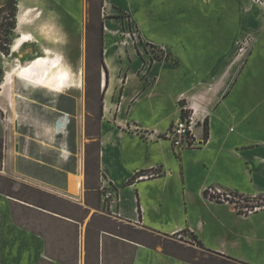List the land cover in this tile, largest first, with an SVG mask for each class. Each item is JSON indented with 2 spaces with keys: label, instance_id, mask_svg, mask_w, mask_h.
<instances>
[{
  "label": "crops",
  "instance_id": "0c3cea01",
  "mask_svg": "<svg viewBox=\"0 0 264 264\" xmlns=\"http://www.w3.org/2000/svg\"><path fill=\"white\" fill-rule=\"evenodd\" d=\"M132 1L105 0V5L126 14L130 26L137 28L142 43H150V32L161 30L167 23L164 31L169 34L176 23L184 25L185 33L176 38L171 34L173 40L168 48L174 63L153 66L148 72L150 80H146L147 76L132 77L130 73L126 81L118 76L117 85H109L110 72L114 76L119 67L107 59L105 48V84L101 87L109 96L103 99V115L98 120L97 167L110 180L119 200L111 206L102 200L84 204L87 215L106 216L115 227L128 225L158 235L174 236L183 231L201 250L222 260L234 264H264V209L242 217L231 207L210 203L203 196L206 186H218L248 197L264 198V65L252 55L253 48L247 61H252L256 73L241 82L246 63L242 64L236 55V42L247 28L255 25V11H260V7L251 0ZM182 6L190 8L191 13H186L185 7L181 10ZM233 6L238 10L236 17ZM105 30L108 31L107 27ZM263 37L264 31L258 32L255 45L261 42L264 46ZM118 86L122 92L120 102L112 96ZM246 88L254 95V107L241 112L236 107L246 99ZM179 97L192 103L199 116H206L208 143L176 152L168 140H141L138 129L164 131L178 119ZM164 101L171 103L167 118L163 106L167 108L168 102ZM31 105L40 114L37 122H32L24 111L19 112L20 118H15V124L34 127V143L40 146L41 155L48 156V144L42 142L48 143L51 135L62 132L57 127L55 131L50 130V115L55 119L63 115L42 102L32 100ZM118 106H121L119 111ZM65 151L68 150L60 148L56 152V164L38 160L37 156L30 158L29 163L55 174L51 183L44 177L33 178L51 185L59 181L58 188L64 190L69 175L73 174ZM15 170L22 174L18 167ZM72 181L70 194L78 196L82 192L81 197L75 198L78 201L97 191L91 185L83 187L86 177L75 175ZM51 214L64 221L61 227L72 231V240L80 250L83 221ZM100 231L102 252L104 235L113 237L125 247H131L130 264H195L160 247L110 230ZM36 236L43 240L41 235Z\"/></svg>",
  "mask_w": 264,
  "mask_h": 264
},
{
  "label": "rangeland",
  "instance_id": "374dc122",
  "mask_svg": "<svg viewBox=\"0 0 264 264\" xmlns=\"http://www.w3.org/2000/svg\"><path fill=\"white\" fill-rule=\"evenodd\" d=\"M13 1L16 5V16L17 4L20 0ZM114 1L120 3L122 0ZM6 2L7 0H0V44L6 42L8 35L11 41L8 44L10 49L8 55L3 54L0 50L2 71L5 63L12 62L18 54L22 56L20 58L24 62L26 58L37 56L35 52H40L39 46L35 43L23 44L19 53L11 52V44L17 37L16 18L14 19V28L8 29L9 11L2 10ZM132 2L137 1L133 0ZM105 3V0H30L32 7H40L45 18L50 15L54 19V23L61 27L63 38L59 49L75 70L80 67L83 69L84 87L83 91L72 89L55 94L25 80H15L14 85L18 92L17 110L20 113L25 111L29 119L32 116L40 118L39 112L31 105V100L47 103L59 115L61 113L63 116V113L68 115V123L59 121V118L55 119L50 115L49 128L51 131H55L57 125L65 124H63L64 129L60 134L51 135L48 143L42 142L44 145L48 144L49 147V155L46 156L41 155L40 146L34 143V127L23 124L19 127L15 124V118L18 116L14 115V111L9 107L5 88L0 85V264H130L131 247H125L119 241H115L116 239L113 237L104 235L102 252L100 229L110 230L118 235L160 247L195 264H234L222 260L214 254L204 252L195 242L190 243L187 240L181 242L175 235H158L133 229L128 225L115 227L116 224L113 225L108 217L97 215L91 218V214L87 215V211L84 209V204H94L101 200V192L97 184L100 173L97 167V142L95 139L98 120L103 115V99L109 96L101 87L106 70L105 48L109 51V53L107 51V59L119 67L114 76L110 72L109 85L115 83L116 86L119 77L125 78L126 81L127 75L130 73H133L132 77L147 76L146 80H150L148 72L153 66L174 63L168 48L170 40H173L171 34L176 38L184 32V25L176 22L175 28L171 30L170 34L164 31L165 27L168 28V23L162 26L161 30H154L155 32L152 30L149 36L150 44L157 48L155 47L154 52L149 54L145 45L133 36L126 14L112 9L111 6L107 7ZM184 7H180L181 10ZM258 7H260V11H255V25L247 28V31L243 32L238 39L239 43L236 44V55L240 57L242 64L246 63L240 78L241 82L256 73L255 66L251 65L252 61H247L253 48L252 55L258 58L262 67L264 65V46L261 42L255 45L258 32L264 31V5H258ZM185 8L186 13H191L190 8ZM233 8L236 17L238 10L236 6ZM194 9L197 10L196 7ZM170 18L173 19L172 16ZM105 27L108 31L105 30ZM32 33L38 34L36 30H33ZM161 44L164 47L160 46ZM159 47L165 52L158 49ZM160 80L165 81L164 78ZM120 85L122 86V83ZM119 86L116 87L112 95L113 99L118 102L122 96ZM245 93L246 99H243L236 107L241 112L250 111L254 107V95H250L248 89ZM164 102L166 104L168 102L167 108L163 106V109L167 110L164 114L167 118L171 103ZM120 107L118 106L117 111L120 110ZM60 148L69 151L70 155H66L68 157L67 164L73 173L79 172L78 164L80 161L82 162V179L86 177L83 187L85 189L90 185L97 187V191L91 192V195L83 197L81 201L75 198L81 197L82 192L78 196L71 195L67 192L68 184L64 190H60L58 188L61 185L59 181L53 182L54 186H52L33 178L44 177L49 179V183L53 181L54 172L42 170L33 163H29V160L32 157L35 159L34 156H37L38 160H48L50 163L56 164V152ZM16 167L22 171V174L16 173ZM27 175H31V177ZM16 176L20 179H17ZM82 190L84 192V189ZM42 209L48 210L50 213L48 214ZM52 212L83 221L80 250L72 240V231L61 227L64 221L53 216ZM13 222L19 228H15ZM36 235H41L43 240L41 241V238ZM106 251L109 255H106Z\"/></svg>",
  "mask_w": 264,
  "mask_h": 264
},
{
  "label": "bare ground",
  "instance_id": "6f19581e",
  "mask_svg": "<svg viewBox=\"0 0 264 264\" xmlns=\"http://www.w3.org/2000/svg\"><path fill=\"white\" fill-rule=\"evenodd\" d=\"M16 21L17 37L11 44V52L19 53L25 43H35L40 48V52H35L37 56L33 58H26V61L22 62L20 58L22 56L18 54L12 62L4 65L0 85L5 88L9 107L14 111V115L17 114L19 118L16 102L18 92L14 85L16 79L25 80L36 87L55 94H61L72 89L83 91L84 82L83 69L80 67L75 70L59 49L63 38L62 31H60L61 27L54 23V19L50 15L45 18L40 7H32L30 0H20L17 4ZM33 30L38 32V36L32 33ZM104 84L105 80H102V86ZM64 116L65 122L68 123V115L64 114ZM31 118L34 123L38 120L33 116ZM63 124L57 125V130L62 131L64 129ZM65 153L70 155L69 151H65ZM78 171L77 174L69 175L67 183V192L69 193L73 187L72 179L75 174L79 175V178L82 176L81 161Z\"/></svg>",
  "mask_w": 264,
  "mask_h": 264
},
{
  "label": "built area",
  "instance_id": "2783aa9c",
  "mask_svg": "<svg viewBox=\"0 0 264 264\" xmlns=\"http://www.w3.org/2000/svg\"><path fill=\"white\" fill-rule=\"evenodd\" d=\"M251 1L261 6L264 5V0ZM131 29L133 36L142 43L139 40L137 28L131 26ZM238 43L239 42L237 41L236 44ZM143 44L147 48L149 54L154 52L156 46H153L150 43ZM158 49L163 53L165 52L160 47ZM178 99V101H180V114L178 119L164 131L154 128L138 129V136L141 140L144 142L168 140L171 142L176 152L187 148L201 147L208 143V136L205 134L206 116H199L198 109L188 100L183 101L184 99L182 97H179ZM63 117L64 116H61L59 119L65 121V117ZM99 191L101 192V200L109 206L119 200V196L110 183V180L101 174L99 177ZM203 196L210 203H221L231 207L242 217H248L257 211L264 209V198L258 196L248 197L243 194L225 190L218 186H206L203 189ZM188 232H191L190 228H188ZM174 235L177 236L181 242H185L186 240L190 243L194 242L190 237H186L183 234V231H178Z\"/></svg>",
  "mask_w": 264,
  "mask_h": 264
},
{
  "label": "trees",
  "instance_id": "16d2710c",
  "mask_svg": "<svg viewBox=\"0 0 264 264\" xmlns=\"http://www.w3.org/2000/svg\"><path fill=\"white\" fill-rule=\"evenodd\" d=\"M2 10H8L9 11V13H8L9 16H7L9 19V22L7 24V28L13 29L15 26V22H14L15 20L14 19L16 18V16H15V10H16L15 2L13 0H7L6 4L2 7ZM16 25H17V21H16ZM15 30H16V26H15ZM10 41H11V38L8 35V36H6V42L4 44H0V50L5 55H8L10 53V49L8 46ZM2 75H3V71H2L1 66H0V80L2 78ZM206 122H207V119H206Z\"/></svg>",
  "mask_w": 264,
  "mask_h": 264
}]
</instances>
